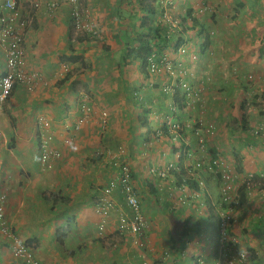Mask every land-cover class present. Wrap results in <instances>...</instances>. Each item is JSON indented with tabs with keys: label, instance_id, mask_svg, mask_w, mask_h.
Here are the masks:
<instances>
[{
	"label": "crops",
	"instance_id": "crops-1",
	"mask_svg": "<svg viewBox=\"0 0 264 264\" xmlns=\"http://www.w3.org/2000/svg\"><path fill=\"white\" fill-rule=\"evenodd\" d=\"M3 1L0 15L6 14ZM38 1L40 7L33 9L31 0H18L21 15L32 16L24 29L26 71L34 74L32 89L15 88L0 111V205L7 226L32 246L39 264H153L155 260L220 264L206 218L208 208L203 209L205 200L215 206L220 181L212 173L204 174L195 192L179 189L169 170L165 176L170 177L169 184L151 172L169 162L185 167L209 156L199 150L184 158L183 143L176 144L165 134L158 137L156 132L164 129L168 118L183 122L203 114L204 126L212 124L216 129L208 128L206 139L207 147L213 149L210 153L224 159L220 170L225 166L232 172L240 161L241 172L246 169L256 178L264 174V136L255 138L249 129L232 128L240 120L239 98L248 104L249 96L255 101L264 97V8L259 10L264 0L236 11L231 23L223 18L225 0H173L169 15L185 16L190 9L209 42L203 53L199 48L203 36L187 32L183 55L172 46L156 55L158 61L164 55L172 63L181 61V67L175 65L184 71L181 79L199 85L202 104L213 106L206 111L196 103L184 112L174 109L176 90H163L169 84L181 90L179 76L165 69L147 70L146 75L141 62L131 58L133 36H151L148 23L139 20L143 15L139 0H80L92 25L104 35V47L74 39L68 4L48 10L46 3L51 0ZM158 2L157 13L150 18L166 26ZM235 2L230 1L231 15ZM204 5L207 10L200 12ZM161 42L154 44L156 49ZM69 55H82L86 66L81 68V60L69 61ZM3 64L0 46V75ZM248 74L251 80L247 81ZM82 104L89 109L84 112ZM102 112L107 114L104 127ZM81 116L86 118L76 126ZM38 117L50 123L51 146L60 151L50 167L42 166L38 154L37 132L48 131L37 124ZM256 119L264 124V117L250 113L245 117L249 126ZM190 145L195 147L193 141ZM120 162L130 165L146 219L139 235L117 229L118 215L128 210L121 191L108 197L112 203L108 214L97 213L96 197L115 178ZM148 179L154 180L158 197L148 190ZM251 192L230 225V246L247 252L246 264H264V190ZM189 214L195 219L186 232L184 221ZM196 221L202 225L199 231L193 225ZM12 245L11 238L0 231V264H24L13 256Z\"/></svg>",
	"mask_w": 264,
	"mask_h": 264
},
{
	"label": "built area",
	"instance_id": "built-area-1",
	"mask_svg": "<svg viewBox=\"0 0 264 264\" xmlns=\"http://www.w3.org/2000/svg\"><path fill=\"white\" fill-rule=\"evenodd\" d=\"M163 5L167 6L173 5V0H159ZM33 9H38L40 3L38 0H31ZM60 4H68L70 6L69 17L73 27V33L76 37L78 34H88L93 36L97 41H102L104 35L101 34L97 28H95L88 17L86 9H84L80 3V0H51L46 3V8L48 10L56 9ZM3 6L6 9V14L0 15V46L3 48L5 53V70L4 75L0 79L1 89H0V109L2 104L9 93L14 81H25L29 83L24 72V63H25V35L24 29L30 25L32 22V16L28 13L26 15H21L18 0H4ZM201 11H206L207 8L205 5L198 9ZM164 20L167 23V35H172L178 33L179 21L178 19L172 18L169 15L168 11L164 12ZM75 39V38H74ZM186 46H180L178 51L181 55L186 52ZM197 58V55H193V59ZM147 69L150 73H158L161 69H165L167 72L174 74L179 81V87L183 92L186 107L188 110L189 107L196 104V101L200 95V89L191 85L188 80L181 79L184 71L179 68L175 70L174 67L177 65L181 67L182 62L177 61L172 63V61L167 59V56H162L160 60H156V55L151 53L147 59ZM163 67V68H162ZM176 85V84H175ZM173 84L164 85L163 90L165 92H175L176 87ZM31 87V84L29 85ZM175 95V94H174ZM201 104V102H200ZM81 109L85 112L89 109L86 104L81 105ZM176 110V107L174 106ZM261 109L264 110V99L261 102ZM209 110H212L210 108ZM185 111V110H184ZM86 116H81L76 121L75 125L79 124L84 120ZM107 114L105 112L101 113V127H104L106 124ZM199 121L200 123H198ZM202 119H188L185 121L173 120L168 118L166 121L165 127L171 132V140L174 142L183 143L184 146H189L190 142L187 140L183 133L185 131L189 132V136L195 137L194 142L198 145L199 150L202 154H206V140L204 132L202 131ZM40 123L44 127L48 126L46 120L41 119ZM212 124L208 128H211ZM262 129L261 126L254 129V134H259V130ZM183 130V132H182ZM164 134V129L158 130L156 135L161 137ZM52 136L49 134H41L40 142L38 145L39 157L41 163L45 166H50L51 162L60 157V151L52 147L51 144ZM191 151V150H190ZM192 152V151H191ZM191 152L187 155L191 156ZM203 165H206L205 168L211 170L213 167L217 168L222 165V159L217 156L205 163L203 156L197 158L193 163L195 168H202ZM174 168V162H169L165 168H152L151 172L157 174L161 178L167 175L168 170L171 172V169ZM203 168L202 170H205ZM194 173V172H193ZM229 171H222V184H221V193L222 198L217 205V216L219 217V222L217 225V239L219 244V250L222 254L227 256V264H246L247 254L244 250L234 251V247L229 245V221L234 217L233 210H238L240 203L238 202V191L237 188L239 185H244L248 189L254 188L256 185H262L260 178L254 180L251 174H237L229 175ZM260 176H264L261 174ZM236 183V184H235ZM239 183V184H238ZM235 184V185H234ZM115 190H119L123 194L125 204L127 206V212L120 213L117 219V229L119 232L124 233L128 232L133 235L141 234L142 229L146 226V219L141 211L140 199L134 188L130 165L126 162H120L118 166L117 175L115 178L111 179L108 184L103 188L101 193L96 197L95 204L97 205V213L100 215L108 214L112 203L108 198ZM232 191L233 197H232ZM223 204L227 205L226 210L223 208ZM100 229H103L101 226ZM0 231L11 238L12 240V254L15 258L21 260L24 264H39L38 260L34 257L32 246L28 243H25L14 234L11 229L7 226L6 220L4 217L3 205H0ZM229 251L227 254L226 252ZM162 264V262H158Z\"/></svg>",
	"mask_w": 264,
	"mask_h": 264
},
{
	"label": "trees",
	"instance_id": "trees-1",
	"mask_svg": "<svg viewBox=\"0 0 264 264\" xmlns=\"http://www.w3.org/2000/svg\"><path fill=\"white\" fill-rule=\"evenodd\" d=\"M157 1L158 0H151L149 2V0H139L138 1V8L139 10L142 11V16L139 18L140 21H142L143 23H148L146 25V30L147 32L149 33V35L151 36H147L146 34H137V35H134L133 36V41H134V47H132L130 49V54L132 55V59H138L141 63H140V69L142 70V72L144 74H148V71H147V59L148 57L150 56L151 53H156V54H160V52L163 51V49L167 48V47H170L172 46L174 49L177 48L179 45L181 44H186L187 41L189 40V37L186 38L184 35L185 33L187 32H191V33H195L197 35H195L196 37H200L201 35L203 36V40L201 42V44L199 45V48L200 50L204 53L206 47L208 46V35H207V32L205 30V28L200 25L197 21H196V18L191 14V10L189 9L186 13L185 16H181V17H176L178 20H180L181 22V27H182V31L181 33L178 34V36L176 38H174V36H171L170 38H166V31H167V28L166 26L160 21H156L155 19L153 18H150V17H155L157 11L155 12V8H157ZM254 1L255 0H250V2H247L245 0H236V7L234 8V11L235 13L232 14V17H235L237 16L236 15V11L240 13L244 11V8L246 7H253L255 4H254ZM159 3V2H158ZM254 4V5H253ZM187 20V21H186ZM141 22V23H142ZM71 26H72V23H71ZM199 26V27H198ZM199 30H198V29ZM197 29V30H196ZM198 31V33H197ZM77 39L79 41H93L94 43H98L93 37L87 35V34H81L77 37ZM264 39V38H263ZM152 40H154V42H152ZM159 41H162V45L158 43V46L157 49L155 48V45L156 42H159ZM263 41V40H262ZM102 44V47H104V44H103V41L101 42ZM173 44V45H172ZM67 59L69 61H76V60H81V63H82V67L81 68H84L86 66L85 62L83 61L84 58L82 55H69L67 56ZM80 68V69H81ZM78 69V70H80ZM83 71V70H81ZM80 73V72H78ZM69 74V73H67ZM240 101H238L237 103V106H239V109H240V114H239V118L240 120L237 122L238 126H233V130H236L238 128L244 130V131H247L249 129V125H247V121H245V113H244V108L243 106H245V99L244 102L242 100V98H239ZM173 103L174 105L178 108V109H183L186 104H185V100H184V95L183 93L177 89L176 91V95L174 97V100H173ZM204 127V125H203ZM202 127V128H203ZM183 132V130H182ZM164 136H167V138L170 140L171 138V132L166 128L164 127ZM183 136H185L187 138V140L189 141H193L195 140V137L193 136H189V132L188 131H185L183 133ZM176 143V142H174ZM184 147V150H185V155H184V158H191V156L187 155L189 152H191V154L193 153H196L199 151V147L198 145H196L195 147H191V145L189 144V146H183ZM191 150V151H190ZM205 150H206V153L207 152H210L211 150L213 149H209V147H205ZM211 155H213V153H210ZM240 161H237V165L235 164V169L239 170L241 172V168L242 166L239 164ZM236 163V162H235ZM192 163H190L188 166H180L178 163H177V167L174 166L173 169H171V173L173 174L174 178L176 179V186L180 189V186L181 185H186L188 187V190H197L195 192H199V178L200 177H203L204 174H205V170H202L203 168L206 167V165H203L202 168H195L193 166H191ZM238 167V168H237ZM192 172H195L197 173L196 175L192 174ZM154 174V173H153ZM156 176H158L157 174H154ZM189 177H188V176ZM213 176L216 177L217 181L219 182L220 181V177H221V174H213ZM205 177H208V176H205ZM164 179H162L163 183H170L169 178L167 177H163ZM260 178V181L262 183H264V176H259ZM146 185H147V188L148 190L155 195V197H158V191L156 190V187L154 185V180H146ZM220 183L221 181L218 183V186L220 187ZM179 184V185H178ZM236 184V183H235ZM234 184V185H235ZM253 189H248L246 188L244 185H239L238 188H237V191H238V194H239V197H238V202L243 204V202H246L247 198L249 196H251V191ZM233 193L234 191H232V197H233ZM221 198H222V193H219V196H217V205H219L220 201H221ZM206 203H205V206L203 207V209L205 210V208L207 209L208 208V214H206V218L209 220V223L208 224V227L210 228L211 230V233L213 234V249H214V253L217 252L218 254V257L220 259V264H227L226 260L220 255L219 253V244H218V239H217V225H218V222H219V217L217 216V206H211L210 205V202H207V200H205ZM207 206V207H206ZM223 208L226 210L227 208V205L223 204L222 205ZM201 209L200 210V213L203 212L204 210ZM238 210H233V215L237 213ZM204 214V213H203ZM198 216H200L199 214H197ZM235 216V215H234ZM193 214H189L187 216V218L185 219V224L186 226H184L185 228V231L187 232V230L189 229V227H187L188 223L191 224V220L193 219ZM195 219V218H194ZM193 219V220H194ZM234 217L229 221V224L231 225L232 221H233ZM200 222H195L193 225L195 226L196 230L199 231L202 229V225L198 224ZM192 225V224H191ZM230 225H229V230H230ZM193 228V227H192ZM58 236H57V240H58ZM25 243H28V242H25ZM29 244V243H28ZM33 251V249H32ZM158 262H162L163 264V261L161 260H155L153 262V264H158Z\"/></svg>",
	"mask_w": 264,
	"mask_h": 264
},
{
	"label": "clouds",
	"instance_id": "clouds-1",
	"mask_svg": "<svg viewBox=\"0 0 264 264\" xmlns=\"http://www.w3.org/2000/svg\"><path fill=\"white\" fill-rule=\"evenodd\" d=\"M159 1V0H158ZM81 3V2H80ZM159 3H160V7L158 8V10L159 11H161L162 13H163V15H164V12L165 11H167L169 8H171L172 6H170V5H167V6H165V5H163L160 1H159ZM70 7V6H69ZM70 10V9H69ZM192 14V13H191ZM172 17V16H171ZM173 18V17H172ZM175 19H177V18H175ZM69 20H70V17H69ZM165 21V20H164ZM179 21V26H178V33H176V34H172V35H166V37H171V36H174V38H176L177 36H178V34L179 33H181V31H182V27H181V22H180V20H178ZM166 22V21H165ZM70 23H71V20H70ZM166 28H167V23H166ZM71 29H72V31H73V27L71 26ZM84 34V33H83ZM79 35H81V34H78L76 37H75V39L79 36ZM88 35V34H87ZM89 36H91V35H89ZM91 37H93V36H91ZM94 38V37H93ZM95 39V38H94ZM104 39L105 38H103V42H104ZM96 40V39H95ZM97 41V40H96ZM102 41H97L98 43H101ZM186 46L187 44H181V45H179L177 48H176V51L177 52H179L178 51V49H179V47L180 46ZM155 55H157L156 53H154ZM197 55V54H196ZM162 57V56H161ZM198 59V55H197V58H195L194 60H197ZM23 69H24V72H25V75H26V77H27V80H29V83H26L25 81H14L13 82V85H12V87H11V89H10V91H9V93L7 94V96H6V98H5V100H4V102H3V104H2V107H1V109H0V111L3 109V107L5 106V104L8 102V100H9V97L11 96V94H12V92H13V90L15 89V88H18V87H22V88H25V89H27V90H31L32 89V84H33V79H34V74L32 73V74H29L27 71H26V64L24 63V67H23ZM174 69L175 70H177V68H176V66L174 67ZM4 70H5V53H4V64H3V68H2V73H1V75H0V79H1V77L5 74L4 73ZM148 70V69H147ZM149 73V72H148ZM150 74V73H149ZM246 80L248 81V80H251V75L249 76V74L246 76ZM208 82V81H207ZM31 84V87H29V85ZM195 87H197V88H199L200 89V95H199V98H198V100L196 101V103H198L199 104V106H200V108L202 109V110H206V111H211V110H209L210 108H213V106H211V105H207L206 103H205V105H203L202 103V100H200L201 99V94H202V91H201V88L199 87V85L198 86H195ZM0 89H1V83H0ZM176 91H177V89H176ZM181 91V90H180ZM182 92V91H181ZM183 93V92H182ZM176 95V94H175ZM174 95V96H175ZM264 99V97H262V98H259V99H257L256 98V101H255V99H254V96H249L248 97V104H246V102H245V106H243V108H244V113H245V117H246V115L247 114H253L254 116H261V117H264V110H262L261 109V102H262V100ZM184 100H185V98H184ZM246 101V100H245ZM200 102H201V104H200ZM243 102H244V100H243ZM186 104V103H185ZM175 106V105H174ZM176 107V106H175ZM186 107V106H185ZM185 107L183 108V109H178L177 107H176V110L178 111V110H180L181 112H184V110H185ZM41 119H43V120H46L45 118H43V117H38V119H37V124L38 125H40L42 128H46V129H48V131L47 132H42V134H49V135H51L52 136V141H53V133L51 132V125H50V123L48 122V126L47 127H44L43 125H42V123H40V121H41ZM205 123V122H204ZM250 123V126H249V133H251L250 135L252 136V137H261V136H264V124H263V122H262V120H258V119H256V120H254L252 123L251 122H249ZM203 125H205V124H203ZM203 125H202V127H203ZM259 126H261L262 127V129H260L259 130V134H254V129L255 128H257V127H259ZM201 127V128H202ZM205 128H206V126H205ZM208 128V127H207ZM211 131H215L216 129H215V126L214 125H212V127L211 128H209ZM38 131V130H37ZM202 131L204 132V130H203V128H202ZM205 135V134H204ZM37 144L39 145V142H40V138H41V133H39V131L37 132ZM205 140H206V147H207V139H206V135H205ZM193 142H194V140H193ZM194 144H195V146H196V143L194 142ZM38 145H37V147H38ZM39 151V150H38ZM193 152V151H192ZM39 154V153H38ZM185 155V154H184ZM206 155H208L209 156V158H203L204 159V161H205V163H208V161L209 162H211V160L213 159V158H215V157H217V156H219L218 154L216 155V154H213V155H211L210 154V152H207L206 153ZM192 156H193V154H192ZM191 156V157H192ZM221 159H222V165L221 166H223L224 165V159L221 157V156H219ZM235 157H237V155L235 156ZM40 158V157H39ZM238 158V157H237ZM196 160V159H195ZM40 162H41V160H40ZM195 162V161H194ZM193 162V163H194ZM193 163L191 164V166H193ZM175 164V163H174ZM220 166V167H221ZM194 167V166H193ZM220 167H213V169H211V170H209V169H207V168H205V174H207V173H212V174H215V175H217V174H221V177H220V181H221V183H220V187H219V193H221V184H222V181H223V179H222V171L223 170H225V171H228L226 168H225V166H224V168H223V170H220ZM198 173V172H197ZM197 173H193L192 172V174H194V175H196ZM229 175H234L235 173H237V174H243V172H240L239 170H237V169H233V171L232 172H230L229 171ZM247 174H251L252 175V178L255 180V177L253 176V174L252 173H247ZM171 175H172V173H171ZM244 175V174H243ZM258 179H259V176H258ZM257 179V180H258ZM201 184V181H200V179H199V185ZM239 184V183H238ZM180 187H182V188H184V187H187L186 185H181ZM187 189H188V187H187ZM197 191V190H196ZM137 192V191H136ZM138 194V193H137ZM139 196V195H138ZM139 199H140V197H139ZM217 203V202H216ZM140 205H141V201H140ZM240 205H241V203H240ZM215 206H217V204H215ZM230 225V224H229ZM229 227V226H228ZM142 232V231H141ZM229 232H230V230H229ZM229 236H230V233H229ZM229 245H230V243H231V239H230V237H229ZM239 250V249H238ZM219 252H220V250H219ZM246 252V251H245ZM247 253V252H246ZM226 254H227V252H226ZM220 255L226 260V262H227V256L226 255H224V254H222L221 252H220ZM247 257H248V255H247ZM247 261V260H246Z\"/></svg>",
	"mask_w": 264,
	"mask_h": 264
},
{
	"label": "rangeland",
	"instance_id": "rangeland-1",
	"mask_svg": "<svg viewBox=\"0 0 264 264\" xmlns=\"http://www.w3.org/2000/svg\"><path fill=\"white\" fill-rule=\"evenodd\" d=\"M226 2H228V3H224L223 5H224V7L222 8V10H224L223 12L225 13L224 15H223V18H224V20H229L230 21V23L234 20V18L232 17V15H231V10H232V8H231V5H232V3H231V5H230V1L232 2V1H235V0H225ZM260 1V0H259ZM225 5H227V6H225ZM229 5V6H228ZM215 7V6H214ZM262 8H264V2H260V4H259V10L261 11L262 10ZM209 11V10H208ZM214 13H215V11H214ZM234 14V13H233ZM142 22V21H141ZM246 79V78H245ZM8 104H9V101L7 102ZM138 106H140V104H138ZM197 109V108H196ZM193 110H195V109H193ZM198 110V109H197ZM199 118H201V119H204V117H203V114L202 115H200L199 116ZM198 123H200L199 121H197ZM202 123V125L203 124H205L204 123V120L201 122ZM203 130H204V134L206 135V137H207V135H208V128L206 127L205 128V126L203 127ZM176 144H180L179 142H177ZM167 147H168V144H167ZM169 149H171V147H170V144H169ZM235 160L237 161L238 159H237V157H234V162H235ZM42 166H45L44 164H42ZM231 166V165H230ZM46 167V166H45ZM50 167V166H49ZM235 167V166H234ZM242 171V170H241ZM249 173V172H248ZM243 174L244 175H246L247 174V170L245 169L244 170V172H243ZM258 179V177L256 178L255 177V180H257ZM253 190H259V191H261V190H264V183H262V185H256L254 188H252Z\"/></svg>",
	"mask_w": 264,
	"mask_h": 264
}]
</instances>
